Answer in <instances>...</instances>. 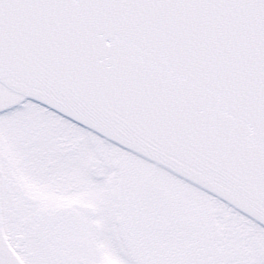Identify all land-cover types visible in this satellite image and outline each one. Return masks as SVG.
<instances>
[{
	"label": "snow or ice",
	"instance_id": "6c2138e0",
	"mask_svg": "<svg viewBox=\"0 0 264 264\" xmlns=\"http://www.w3.org/2000/svg\"><path fill=\"white\" fill-rule=\"evenodd\" d=\"M0 264H264V0H0Z\"/></svg>",
	"mask_w": 264,
	"mask_h": 264
}]
</instances>
